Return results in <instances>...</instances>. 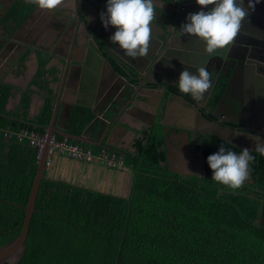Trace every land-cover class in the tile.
Returning <instances> with one entry per match:
<instances>
[{
    "label": "trees",
    "instance_id": "trees-1",
    "mask_svg": "<svg viewBox=\"0 0 264 264\" xmlns=\"http://www.w3.org/2000/svg\"><path fill=\"white\" fill-rule=\"evenodd\" d=\"M47 59L40 60L32 83L38 84ZM223 84L216 89L218 101ZM10 86L0 84V243L17 236L37 168V150L28 139L5 138L4 131L33 129L43 134L52 112L46 98L35 121L5 108ZM24 93L21 107L27 108ZM93 115L75 110L74 133ZM57 139H62L56 135ZM161 127L135 145L139 155L126 154L133 170L127 196L45 176L32 214L26 249L17 264H264V224H260L264 194V156L252 151L249 183L233 191L211 179L207 157L223 144L216 135L205 149L204 175L170 171L161 150ZM263 189V190H262Z\"/></svg>",
    "mask_w": 264,
    "mask_h": 264
},
{
    "label": "flooded vegetation",
    "instance_id": "flooded-vegetation-1",
    "mask_svg": "<svg viewBox=\"0 0 264 264\" xmlns=\"http://www.w3.org/2000/svg\"><path fill=\"white\" fill-rule=\"evenodd\" d=\"M88 1L93 4L97 16L93 20L82 21V7L79 5V0H77L78 9L74 17V31L70 40L71 48L75 44L81 43L87 47V53L89 46L86 44L87 29L85 25L91 24V26H94L92 31L97 30L99 24L98 10H100L98 5H101L99 0ZM157 2L162 3L163 7H157L155 9L157 18L150 26L152 36L150 37L148 54L153 53L157 47H161L164 44L168 45V49L158 57L152 66L148 64L146 57H144V61L132 59L126 56L121 48L118 49L120 51L118 53L122 55L124 60L120 57L118 58L124 66V69L111 58L107 57L116 69V72H113L114 74L124 77L127 76L125 70L132 69L130 81L132 83L137 82L140 85L138 90L145 88L146 90H152L154 94L150 105L151 110L146 116L143 127L145 131L142 130L140 133L134 134L130 148L133 149L132 152L135 153L134 155H139V150L135 144L138 141L145 143L148 137L154 132L156 126H160L162 137L161 150L164 153L168 170L171 166L170 161L182 160L186 161V163L183 165H172L182 168L179 174L185 176H202L204 175L205 149L209 146L210 135H214L208 131L203 132L201 131L202 129L212 128L223 136L224 139L222 140L225 142L241 149L248 147L252 151H255L251 148L255 147L257 136H260L264 140V82L256 77L252 64L247 63L245 64L246 75L239 77L237 74L232 78L230 84H228V78L226 77L228 65H222L217 58H214L219 73L215 74L216 70L207 64L204 66L209 71L212 81V87L206 92L204 98L197 101L190 95L181 93L176 85V81H178L181 72L187 68L191 73L198 74L197 69L201 67L192 66L184 60L183 53L186 52V54H189L187 47L190 45V40L179 35L181 25L187 22L186 17L192 11V5L185 0H157ZM104 8H106V4L102 6L103 10ZM40 12L41 9L35 5L26 3L25 0H0V84L10 86L7 100L15 90L13 85L5 83L3 79L8 73H13L14 66L20 68L25 65L28 54L27 50L35 42L32 37L34 31L39 27L36 16ZM173 12L183 14L180 21H173ZM115 31L116 28L111 25L107 29L103 25L98 28V34L109 43L112 42L110 37L114 35ZM263 39L260 35L256 38V40L261 41H264ZM92 45L97 46V43L93 40ZM37 56L38 66L42 58L47 59L44 74L38 79L39 82H44L50 76V71L46 68L50 56L46 52L37 53ZM89 56L92 58V61H105L94 51ZM106 64L108 65L107 62ZM38 66L33 78L38 70ZM222 84V93L216 104L212 105V98L215 95V91ZM28 92H30L29 89L22 92V97L24 93L28 96ZM116 97L121 99L117 95ZM21 98L18 110L23 109L21 107ZM28 99L30 101V98ZM53 101L52 99V108ZM100 103L102 105V100H100ZM94 109L97 110L99 108ZM8 111L10 112V110ZM102 112L99 115L101 120L104 122L109 121V119L105 121ZM94 117L95 115H93L91 121ZM205 117L212 123L206 124L208 122L204 119ZM111 122L110 119L107 126ZM185 129H187L189 134L188 140L186 139ZM76 135L84 136L83 134ZM107 148L113 149L123 156L130 154L128 147L121 148V150L115 147ZM188 157L191 162H188ZM250 181L251 179L249 178L243 184L249 183ZM247 190L259 192L260 197L258 199L261 202L260 218H263L264 194L261 193V189L247 188ZM0 237L1 242L3 237Z\"/></svg>",
    "mask_w": 264,
    "mask_h": 264
},
{
    "label": "crops",
    "instance_id": "crops-1",
    "mask_svg": "<svg viewBox=\"0 0 264 264\" xmlns=\"http://www.w3.org/2000/svg\"><path fill=\"white\" fill-rule=\"evenodd\" d=\"M79 3L82 7V21L95 19L97 14L93 4L88 0H79ZM56 9L57 11L55 12ZM56 9L41 10L36 16L39 27L34 31L32 37L35 40L33 46L27 50L28 54L25 65L20 68L14 66L13 73H8L3 79L5 83L14 86L15 91L10 94L6 101L7 110H10L13 114H19L25 110H18V106L22 92L26 89L30 90L28 92L30 101L28 99V107L24 111V115L29 121H35L36 116L40 113L45 97L53 98L56 96L66 57L71 55L72 61L74 62L82 60L87 54V47L81 43L75 44L71 51L70 40L74 31V17L78 9L77 0H64L63 4ZM251 20L254 19L251 18ZM249 24L251 32L246 33L248 39L253 38L254 35L264 37V20L256 19L254 23ZM42 52H46L50 56L46 66L50 71V76L44 82L40 81L38 84H34L31 81L38 66L37 53ZM86 63L88 71L82 77L74 79L75 70L73 68L71 69L70 77L67 79L66 86L62 90L56 117V125L72 133H74L72 130H77L75 128V115L73 114V110L81 108L91 112V108H99L100 110L98 109V111L100 112L98 117L103 111L101 109V99L98 100V95L96 94V84L100 72L103 78H107L112 83H115L114 89L116 95L121 99L126 100L128 92L133 89L137 90L140 86L137 82L132 83V81V89L126 84L120 86L123 84L119 78L120 76L114 74L112 68L105 61H92L89 54L86 56ZM153 97L152 90H146L145 88L139 89L136 92L132 104L122 114L119 122L114 125L110 123L107 126L109 121L105 120L106 122H102V127L100 128L97 126V122L92 120L82 132L76 134H83L92 139L95 142V144H91L93 149L98 150L102 147H115L121 150V148L128 147L130 154L134 155L135 153L132 152L133 149L130 148L132 138L134 134L140 133L144 129V123L147 114L151 110L150 105ZM109 127L111 129L108 131L107 129ZM48 170H51V173H47ZM101 170L94 163L76 160L58 153L55 155L52 153L49 157V165L45 167L47 177L52 179L66 180L70 183L89 188H91V185L94 186L93 184L95 183L97 186L103 185L102 188H105L103 192H106V188H116L121 192V196H127L129 194L133 178V170L130 166L124 164L121 168H114L113 172L109 171L107 173H103L104 170ZM177 170L182 171V168L179 167ZM72 179L75 181H72ZM116 195L119 194L117 193Z\"/></svg>",
    "mask_w": 264,
    "mask_h": 264
},
{
    "label": "water",
    "instance_id": "water-1",
    "mask_svg": "<svg viewBox=\"0 0 264 264\" xmlns=\"http://www.w3.org/2000/svg\"><path fill=\"white\" fill-rule=\"evenodd\" d=\"M101 5L99 6L98 10V17H99V24L98 28H100L101 25H103L100 14L101 12H106V8L104 10L102 9V6L107 4V0H99ZM189 3H191L192 11L191 13H196L201 10L200 5L197 4L196 0H185ZM244 7L247 8L248 0H243ZM237 3H239V0H237ZM212 6H208L207 8H204L205 11H208ZM102 9V10H101ZM172 15L173 21L177 22L180 21L182 18L181 13L173 12ZM253 18L254 20H251ZM257 19L264 20V0H260L259 3H256L255 10L252 11L249 9L248 16L242 21V25L240 30L237 33V36L234 38V43L226 46L224 49H218L215 53L208 55L205 53V43L198 37L191 36V35H179L181 37H186L185 39L190 40V45H188L189 54H186L184 52L183 58L185 61H187L192 66H201L204 67L206 64L209 65L212 69H215V74L219 73V69L217 65L215 64L214 58H217L221 64L228 65V69L226 72V77L228 78V84L232 81V78L237 76H243L246 75L245 73V64L251 63L253 66L254 73L256 74V77L260 78L262 82H264V41L256 40L258 38L257 35H254L253 38L247 39L248 36H246V33L248 34L251 32L250 30V24L254 23V21ZM104 27V25H103ZM85 28L87 29L86 34V44L89 46L88 53L90 54L93 51L99 55L100 58L104 59L108 65L112 68V71L115 73L116 69L114 68V65L111 63V61L108 58H111L114 62L119 64L123 69L124 66L122 65L121 61L118 57H120L122 60L123 57L121 54H119L118 49H120L118 44H113L112 42H107L101 35L98 34V28L92 31L94 26L85 25ZM91 37V38H90ZM264 38V37H263ZM95 43H97V46L92 45L93 40ZM264 40V39H263ZM168 49V45L164 44L161 47H157L153 53H150L146 56V59L148 60V64L151 66L156 62L159 56L164 53ZM73 48H71V51ZM122 50V49H121ZM183 52V51H182ZM80 61H72L71 55L66 57V61L64 63L63 72L61 75V80L59 82L58 90L56 93V96L53 98V108L52 113L50 117L49 124L46 128V136H45V143L41 149L38 161H37V168L36 173L34 175V179L31 185V189L29 192L28 200L26 205L24 206V218L21 226V230L17 236H15L13 239L0 243V264H17L21 256L23 255L25 249H26V240L28 237L31 217L33 212L35 211V202L37 193L39 190L40 182L42 178L45 176V162L48 156V148H49V142L51 137L54 135H60L62 137H67L76 141H81L89 144H95L94 141L90 140L89 138H86L84 136L76 135L70 132H67L64 129H61L56 125V117L58 113V108L60 104L61 94L64 86H66L67 79L70 77V71L73 68L75 70L74 79L78 77H82L87 71V63H86V56ZM108 57V58H107ZM138 60H143L144 57L139 58ZM75 65V66H72ZM138 70V68H137ZM127 76H121L122 83L120 86L126 84L129 86L130 89H132V83L130 81L132 77V69L125 70ZM103 74V73H102ZM114 84L111 80H108L107 78H103L101 76V72L98 75L97 84H96V94L98 100H102L101 108H103L102 116L105 120L111 119L112 125L120 121V117L122 114L127 111L128 107L132 104L133 99L135 98L137 90L133 89L128 92L127 99H119L116 97V91L114 89ZM99 86V87H98ZM76 110V109H75ZM75 110H73V114L75 115ZM91 113L95 115L94 121L97 122V126L100 128L102 127V122L100 116L98 117L99 111L98 109L95 110L91 108ZM207 120L206 124H211L212 122L208 118H204ZM112 127V126H111ZM109 127L107 130L109 131L111 129ZM201 131H208L222 139L223 136L220 135L218 132L214 131L212 128H206L202 129ZM186 133V139L188 140V131L185 129ZM104 137V136H103ZM248 148V147H247ZM254 149V148H251ZM171 166L169 167V170L176 171L178 173H181L177 170L179 168L178 166H172V165H183L186 163V161L182 160H172ZM188 162H191L190 158L188 157ZM264 222V217L260 218L259 223L262 224Z\"/></svg>",
    "mask_w": 264,
    "mask_h": 264
},
{
    "label": "clouds",
    "instance_id": "clouds-1",
    "mask_svg": "<svg viewBox=\"0 0 264 264\" xmlns=\"http://www.w3.org/2000/svg\"><path fill=\"white\" fill-rule=\"evenodd\" d=\"M41 10H54L64 0H25ZM202 6L196 13H189L187 22L181 25L180 35H191L200 38L206 45L205 53L211 55L218 49H224L234 43L241 28L242 21L248 16L249 9L255 10L260 0H248L247 8L243 0H196ZM212 6L208 11L204 8ZM163 4L157 0H107L106 12L100 18L107 29L110 25L116 28L110 37L113 44H118L124 54L132 59L146 57L149 53L151 25L157 18L155 9ZM198 74L187 68L181 72L176 85L183 94L194 100H202L212 87L210 73L206 67H199ZM255 152L264 156V140L256 137ZM255 160L252 150L245 147L239 154L226 148L223 144L219 150L207 157L212 170L211 179L235 191L250 178V163Z\"/></svg>",
    "mask_w": 264,
    "mask_h": 264
},
{
    "label": "built area",
    "instance_id": "built-area-1",
    "mask_svg": "<svg viewBox=\"0 0 264 264\" xmlns=\"http://www.w3.org/2000/svg\"><path fill=\"white\" fill-rule=\"evenodd\" d=\"M5 138L14 136L18 141L28 139L29 144L34 146L37 150V161L41 152V149L45 143L46 131L40 134L33 129L22 128L18 131H11L8 128L4 131ZM57 152L61 155L68 156L73 159L82 160L85 162L103 163L107 168H121L124 166L123 155L117 151L102 147L99 152L94 155L91 145L74 141L67 137L57 139L56 136H52L49 142L48 156L45 162V167L49 165V157L53 152Z\"/></svg>",
    "mask_w": 264,
    "mask_h": 264
},
{
    "label": "rangeland",
    "instance_id": "rangeland-1",
    "mask_svg": "<svg viewBox=\"0 0 264 264\" xmlns=\"http://www.w3.org/2000/svg\"><path fill=\"white\" fill-rule=\"evenodd\" d=\"M91 148H92V151H93V154L94 155H96L98 152H99V149L98 150H96V149H93V147L91 146ZM53 154L55 155V154H57V152L55 151V152H53ZM59 154V153H58ZM61 155V154H60ZM76 160H78V159H76ZM82 161V160H81ZM85 162V161H84ZM91 163H94V164H96V165H98L99 166V168H101L102 170H104L103 171V173H107V172H109V171H114V168H107L103 163H96V162H91ZM108 169V170H107ZM101 170V171H102ZM47 173H51V170H48L47 171ZM72 181H75L74 179H72ZM94 186H90L91 188H94V189H100V190H102V191H105V188H102L103 187V185L102 186H97L95 183L93 184ZM104 189V190H103ZM106 192H110V193H114V194H119V195H121V192L119 191V190H117L116 188H114V189H111V188H106ZM125 192V191H124ZM123 193V192H122ZM1 238V237H0Z\"/></svg>",
    "mask_w": 264,
    "mask_h": 264
}]
</instances>
